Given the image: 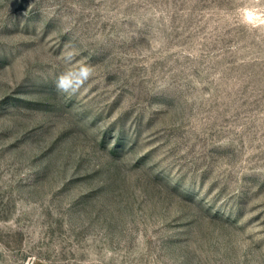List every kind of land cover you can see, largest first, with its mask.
Returning a JSON list of instances; mask_svg holds the SVG:
<instances>
[{
  "label": "rangeland",
  "instance_id": "obj_1",
  "mask_svg": "<svg viewBox=\"0 0 264 264\" xmlns=\"http://www.w3.org/2000/svg\"><path fill=\"white\" fill-rule=\"evenodd\" d=\"M0 264H264V0H0Z\"/></svg>",
  "mask_w": 264,
  "mask_h": 264
},
{
  "label": "clouds",
  "instance_id": "obj_2",
  "mask_svg": "<svg viewBox=\"0 0 264 264\" xmlns=\"http://www.w3.org/2000/svg\"><path fill=\"white\" fill-rule=\"evenodd\" d=\"M64 58L67 62H71L74 58V53L68 52ZM91 76L92 69L88 66L81 65L75 70L61 74L57 78L55 86L60 92L75 93L90 79Z\"/></svg>",
  "mask_w": 264,
  "mask_h": 264
}]
</instances>
